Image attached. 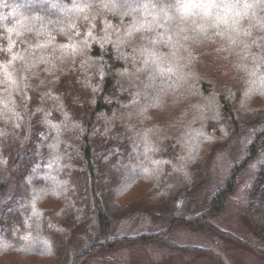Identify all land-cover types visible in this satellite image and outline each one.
Instances as JSON below:
<instances>
[{
	"label": "trees",
	"instance_id": "obj_1",
	"mask_svg": "<svg viewBox=\"0 0 264 264\" xmlns=\"http://www.w3.org/2000/svg\"><path fill=\"white\" fill-rule=\"evenodd\" d=\"M71 7L70 0H0V46L11 39L22 48L16 36L22 25L48 32L41 54H52L56 65L50 73L41 70L43 65L33 68L39 76L27 92L32 99L8 100L16 114L0 104V198L9 179L14 181L0 212V264H80L100 247L132 240L112 230L115 221L135 209L166 219L162 231L145 234L160 238L180 219L179 203L205 177V157L193 163L205 142L225 144L251 120L252 142L239 161L264 143V99L255 106L251 97L242 96L264 88L259 73L250 75L261 61L240 41L231 45L211 31L207 37L199 34L200 16L178 21L189 39L174 49L161 45L159 67L135 72L129 66L133 76L125 79L118 73L126 63L111 46L94 44L86 57L75 58L71 49L61 47L70 43L60 27ZM253 38L258 43L250 53H258L264 40ZM101 60L102 78L96 74ZM49 90L59 101L41 98ZM37 107L51 113L47 119L56 128L43 123ZM231 177L192 219L204 220L219 208L225 189L234 183ZM250 193L244 219L255 232H264V163ZM33 204L39 218L32 216ZM77 234L88 241L65 262L66 247Z\"/></svg>",
	"mask_w": 264,
	"mask_h": 264
},
{
	"label": "snow or ice",
	"instance_id": "obj_2",
	"mask_svg": "<svg viewBox=\"0 0 264 264\" xmlns=\"http://www.w3.org/2000/svg\"><path fill=\"white\" fill-rule=\"evenodd\" d=\"M72 7L67 9L64 23L60 27V33L67 36L70 41L62 48L71 49V56L87 55V50L94 44L101 48L111 46L117 59L126 63L123 72L118 73L125 79H131L133 72L128 70L130 66L135 72H148L158 61L161 45L174 49L181 45L182 41L189 38L183 35L184 28L179 22L189 18L200 16L203 23L198 25L199 34L207 37L209 31L213 36L226 39L229 44L236 45L238 41L249 49V54L259 57L261 63L255 65L250 72L251 76H257L260 84L264 86V72L260 69L264 66V44H259L258 53H250V47L258 41L264 40V0H70ZM163 13V15H161ZM115 21V23L113 22ZM23 31L16 32L17 41L9 39L8 43L0 46V104L4 109L16 114L15 107L8 108V100L19 96L26 101L27 92L33 87L31 81L39 76V72H33V68H40L45 73H50L56 66L52 54H41L48 47L45 42L50 36L48 32L34 30L32 27L21 26ZM41 27H43L41 25ZM11 31V30H9ZM182 46V45H181ZM123 50H127L125 55ZM247 58V57H245ZM55 60L63 62L61 57ZM85 65L87 60L79 61ZM101 67L97 75H104L103 61H98ZM89 67H91L89 65ZM59 78L52 81L57 83ZM45 81L40 80V84ZM91 86V85H89ZM97 87H92L97 92ZM259 91L264 95V88L249 89L245 97ZM50 98L59 101V97L49 90L41 93V98ZM63 108V104H60ZM36 112L43 113V123L56 128L47 119L51 115L43 107H37ZM65 120H67V113ZM19 127V125H16ZM35 199V197L33 198ZM41 213L33 204L32 216L39 218Z\"/></svg>",
	"mask_w": 264,
	"mask_h": 264
},
{
	"label": "rangeland",
	"instance_id": "obj_3",
	"mask_svg": "<svg viewBox=\"0 0 264 264\" xmlns=\"http://www.w3.org/2000/svg\"><path fill=\"white\" fill-rule=\"evenodd\" d=\"M242 96L245 97V93ZM250 99L253 105L262 106L264 96L251 95ZM250 121L232 134L225 144L205 142L199 159L193 162L195 165L205 157V177L179 203L180 219L174 220L164 235L160 238L145 235L162 231L166 226V219L159 213L132 210L115 221L112 234L133 239L112 247H100L80 264H264V232H255L244 219L251 186L264 163V143L256 145L250 157L239 161L249 152L252 142L254 129ZM231 173L234 183L225 189L219 208L204 220L192 219L207 208L216 190L224 185ZM13 190L14 181L10 178L0 198V212L2 203ZM185 217H191V220L185 223ZM142 235L145 236L139 237ZM87 241L83 234L74 235L66 247L65 262L70 261L74 252Z\"/></svg>",
	"mask_w": 264,
	"mask_h": 264
}]
</instances>
